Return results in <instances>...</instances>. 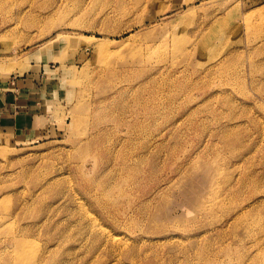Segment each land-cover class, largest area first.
Wrapping results in <instances>:
<instances>
[{"label": "rangeland", "instance_id": "rangeland-1", "mask_svg": "<svg viewBox=\"0 0 264 264\" xmlns=\"http://www.w3.org/2000/svg\"><path fill=\"white\" fill-rule=\"evenodd\" d=\"M0 113V264H264V0H0Z\"/></svg>", "mask_w": 264, "mask_h": 264}, {"label": "bare ground", "instance_id": "bare-ground-1", "mask_svg": "<svg viewBox=\"0 0 264 264\" xmlns=\"http://www.w3.org/2000/svg\"><path fill=\"white\" fill-rule=\"evenodd\" d=\"M68 41H70L69 43L70 44H73L74 42H73V40H68ZM86 46H90V44H87ZM87 47V49L89 50L90 48H88ZM101 68H102V71L99 73V77L101 78V80H103L104 78H106L107 76H110V75H112V74H114V76H115V74L116 75H119V77H121L123 80H127V79H129L131 76L130 75H128V74H126V72L125 71H120V70H118V69H114L113 67H112V65H111V63H110V61H109V56H105V58H103V60H102V66H101ZM112 73V74H111ZM110 74V75H109ZM126 94L127 93H125V92H121L120 93V95H119V97H123V96H126ZM129 122H130V120H128V121H125V124H129ZM129 127H133V128H135V127H137V125H136V122L135 123H133L132 125H129ZM139 157V162L140 161H143L144 159H145V156L144 155H139L138 156ZM142 208H149V207H147V205H145L144 207H142ZM171 208H167V209H165V210H170ZM165 210H163V208H159L158 210H157V212L154 214V218L155 217H157V216H161V214H163V212L165 211ZM169 217H170V215H169ZM152 221H153V218L151 219ZM151 223H153V222H151ZM160 228V227H159ZM101 231L103 232V233H105V234H108L107 233V231L105 230V229H102L101 228ZM114 241L116 242V243H118V244H121V246H124L125 245V240L122 238V237H114Z\"/></svg>", "mask_w": 264, "mask_h": 264}, {"label": "crops", "instance_id": "crops-1", "mask_svg": "<svg viewBox=\"0 0 264 264\" xmlns=\"http://www.w3.org/2000/svg\"><path fill=\"white\" fill-rule=\"evenodd\" d=\"M21 119V118H20ZM20 119L18 121H20ZM8 122V119H6L1 113H0V127H3Z\"/></svg>", "mask_w": 264, "mask_h": 264}]
</instances>
